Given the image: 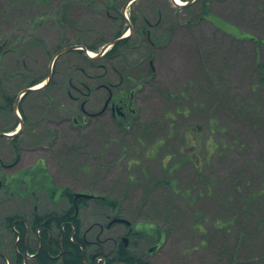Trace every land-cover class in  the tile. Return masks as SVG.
Here are the masks:
<instances>
[{
    "label": "rangeland",
    "instance_id": "374dc122",
    "mask_svg": "<svg viewBox=\"0 0 264 264\" xmlns=\"http://www.w3.org/2000/svg\"><path fill=\"white\" fill-rule=\"evenodd\" d=\"M208 1L227 27L203 17L200 0H0L1 106L25 76L48 75L60 45H96V54L132 25L130 44L101 67L69 51L56 56L52 86L21 103L23 129L0 136V222L69 206L59 196L65 187L119 201L102 208L88 200L81 229L98 232L116 212L151 232L161 227L155 264H264V44L236 32L264 40V0ZM127 74L143 78L137 85ZM108 87L125 104L132 88L135 112L125 106L118 119L104 110ZM1 106L3 131L22 112ZM51 183L61 187L55 194ZM0 235V264H13L2 256L15 234L3 226ZM102 247L109 253L112 245Z\"/></svg>",
    "mask_w": 264,
    "mask_h": 264
},
{
    "label": "trees",
    "instance_id": "16d2710c",
    "mask_svg": "<svg viewBox=\"0 0 264 264\" xmlns=\"http://www.w3.org/2000/svg\"><path fill=\"white\" fill-rule=\"evenodd\" d=\"M203 3V7H204V13H203V17H210L213 19V21L216 22H220L223 23L224 26L226 25L224 23V21H221V19L214 17L213 15L209 14L210 12L208 11L209 9V1L208 0H200ZM189 6H191L192 4H188ZM185 5V6H188ZM68 6L69 4L64 3L62 5L61 8H63L62 11V19L64 20V18H66V10H68ZM66 9V10H65ZM119 12V11H118ZM119 16L123 17V14L120 10L119 12ZM135 16L131 15V20H134ZM227 27V25H226ZM233 28V27H231ZM127 29V27H124L123 30L118 31L116 36L113 39H116L120 36H122L125 32V30ZM139 36L141 39L145 40L146 35L147 38H149V35L147 33L146 30L142 29L141 31H139ZM236 32L240 33V34H244L243 36L245 38H249L252 39L254 41H256V43L260 46L262 44H264V40H261L257 37L248 35L247 33L243 32V31H239L237 30ZM130 40L129 37L125 38L122 41H119L117 43H115L104 55L100 56V57H89L85 51L83 49H74L71 50L69 52H73L76 53L77 56H79L80 58H82L86 63L90 64L92 67H101L102 64V60L104 59H110L112 60L114 57H116L118 55V53H120V49L122 47L128 46L130 43H128ZM142 40V41H143ZM151 42L153 41V39H149ZM103 41V40H102ZM107 43V41H103L100 44H104ZM72 43L68 42L66 43V45L64 46H69ZM63 46L60 45V47H58V49L62 48ZM86 47L89 50L92 51H97V46L96 45H86ZM131 65V63H128ZM103 66V65H102ZM135 66V65H132ZM257 68H259V70L262 72V75L260 78V81L262 84H264V65L259 62L257 64ZM154 74V71L152 70V68L150 69V74ZM26 77V76H25ZM23 78V84L21 86V89L26 88V87H31V86H35L38 85L39 83L43 82L44 79L47 76H40V77H36V78H31V79H26ZM127 79H130L131 81H133V83L139 85L140 80L143 78L142 76L140 77H136L131 74H127L126 75ZM54 79L52 78L50 83L48 85H46L44 88H41L39 90L36 91H29L27 93L24 94L22 102L24 100L27 99V97H30L32 94H37L40 92H44L45 90L49 89L52 84H53ZM70 82V80H69ZM129 89V87H128ZM132 94H133V90L131 88ZM127 93V90H126ZM125 94V92H124ZM131 94L130 97V105H133V95ZM122 96V95H121ZM17 95H10L9 92L8 93H4L3 94V106L5 109L12 111L14 110V100L16 99ZM50 98V97H49ZM52 99V96L51 98ZM24 109L22 108V106H20V111L22 112V115L24 117L25 112L23 111ZM118 119H122L120 116L118 117ZM18 120V119H17ZM17 127V125H13L12 127L3 130V132H8V131H13L15 130ZM14 141V140H13ZM5 178V177H4ZM6 186V183L3 179L0 178V190ZM49 189L51 192H49L50 194H55V190L60 189L56 186H54V184H50L48 185ZM60 195H64V197H66L69 200V206L62 208L61 210H56V211H51L48 213H43L41 214L40 212H38L36 209L34 210L32 216L30 219H26L25 217L19 216L18 213L15 212L12 214H8L5 215L4 217V221L0 222V230L1 228L4 226L6 227L9 231L14 232L15 234V239H14V243H17L16 246H13V250L12 253L10 255V257H6L5 255L2 256L4 259H6L7 261H9L10 263L13 262V264H25V257H24V253L26 251L27 248V243H26V239H27V235L29 233V230L36 233L37 230H40V235L39 236V241L42 242V249L37 252L36 256H34V260L36 261V264H58L59 261L58 259L52 258L51 256H49L50 253L52 254H57L60 253L61 249L60 246L63 249V254L61 257V264H86V260H87V254L83 253L82 248H86L87 247V242L84 241L81 238V233H80V229L83 225L81 216L76 212V207H83L85 206V204L87 203L88 199L80 197L78 199L77 202L74 201V192L71 189L68 188H61L60 190ZM53 197V196H51ZM58 199L54 200V202L56 203ZM95 202L102 208H106V207H112V208H119V201L115 198H112L111 196H107V195H103V196H98L95 198ZM63 232H66L65 238L61 241V235ZM51 235H53V237H56L55 241H51L49 246V252L46 250V244L47 242L50 240ZM17 238H19V241H17ZM0 239H1V235H0ZM73 239V240H72ZM15 245V244H14ZM53 245H56L57 247L59 246V248H57L56 250H54ZM100 249V248H99ZM35 252V251H33ZM1 255H3L0 252ZM102 255L104 253L102 252H98L96 253V256L98 255ZM95 256V257H96ZM121 256L122 257H126L125 253L121 252ZM125 260V259H122ZM94 263V261H93ZM92 263V264H93Z\"/></svg>",
    "mask_w": 264,
    "mask_h": 264
},
{
    "label": "flooded vegetation",
    "instance_id": "af4514ba",
    "mask_svg": "<svg viewBox=\"0 0 264 264\" xmlns=\"http://www.w3.org/2000/svg\"><path fill=\"white\" fill-rule=\"evenodd\" d=\"M109 90H111L110 93H112V97L109 100V103L106 109L110 110L115 117L120 116V117L126 118L127 112H125V109H126L125 106L129 108L131 113L135 112V110L131 108V105L128 102L127 104H125L122 98H116L113 96V91L111 88ZM24 117H25V114H24ZM24 117L22 116V119L25 122L26 119ZM17 119L18 120L15 121L16 123L14 125L18 126L20 123V120L22 119L18 117ZM24 122H23V125L20 127L21 130L24 127ZM21 130L19 132H21ZM78 199L79 198L76 199L74 197L75 202H77ZM79 209L80 207L77 206L75 210L76 212L74 213L77 214L79 212ZM115 217H125V216L120 214L119 212H116L114 215H112V217L110 215H107V218H109V220L105 224L104 223L100 224L101 229L98 232H95V231L93 232L92 231L93 227L91 226L89 227V229L84 228V227H83L84 229H80L81 238L87 242L86 243L87 247L82 248L83 253L87 254V260L85 263L92 264L94 261L93 264H155L150 260V258L153 257L154 255H157L158 253L162 251V246L164 244L163 229H161V227L159 226H155V229H152L153 231L151 232L150 228L152 226L145 224L143 222L128 224L125 222L117 221V222H113L110 224L109 221H111ZM117 226L123 227L122 230H117L113 233V235H108L106 237L101 238V234ZM32 235H36L37 237V247L36 249L33 250L35 251L33 252V257H34L36 256L37 252H39L42 249V246H41L42 242L39 241V236H38L40 235V230H37L36 233L29 230V233L26 239V243H27L26 249H30L32 245L30 244L33 241ZM65 235H66V232H63L61 235V241L65 238ZM52 240L53 241L56 240V237H53V235H51L50 240L45 245L48 253H50L48 245H50V242ZM17 241H19V238H17ZM105 243H111L112 248L110 249V252L96 256V253L102 252L101 249L99 248H101ZM53 247H54V250L59 248V246L57 247L56 245H53ZM60 249H61L60 253H57V254L50 253L49 254V256H51L52 258L58 259L59 263L61 262V257L63 254V249L61 246H60ZM121 252L125 253L126 257H122ZM122 259H125V260H122Z\"/></svg>",
    "mask_w": 264,
    "mask_h": 264
},
{
    "label": "water",
    "instance_id": "95a60500",
    "mask_svg": "<svg viewBox=\"0 0 264 264\" xmlns=\"http://www.w3.org/2000/svg\"><path fill=\"white\" fill-rule=\"evenodd\" d=\"M131 30H132V28H131ZM125 37H126V36L121 37V38H118V39L114 40L113 42L104 45V46H103V49H102V51H101V53H98V54H96V55H102V53L105 52V51L109 48V46L115 44V43L118 42V41H121V40L124 39ZM76 48H82V49L84 48V49L86 50V52H87L86 47H80V45H73V46H69V47H65V48H63L62 50H60L59 52H57V54H56L55 56H53L52 61H51V64H50V66H49L50 69H49V73H48V80H50V79H51L50 77H52V69H53V64H54V60H55L56 56H57L58 54L62 53V52H65V51H68V50H71V49H76ZM87 53H88V52H87ZM36 89H38V88L28 87V88L23 89V91H21L19 97L15 100V101H16L15 104H16V105L18 104L19 99H20V97H21L22 94L28 92L29 90L32 91V90H36ZM108 101H109V99L107 100L105 106H107ZM105 106H104V107H105ZM4 135H8V134H5V133H4ZM13 135H14V134H13ZM77 197H87V198H90V197H93V195H91V194H87V193H76L75 198H77ZM115 221H122V222L130 223V221H128V219H126V218L115 217L114 219L111 220L110 224L113 223V222H115Z\"/></svg>",
    "mask_w": 264,
    "mask_h": 264
},
{
    "label": "bare ground",
    "instance_id": "6f19581e",
    "mask_svg": "<svg viewBox=\"0 0 264 264\" xmlns=\"http://www.w3.org/2000/svg\"><path fill=\"white\" fill-rule=\"evenodd\" d=\"M179 4H182V3H184L183 1H180V0H176ZM90 53V55H93L94 53L93 52H89ZM39 86V85H38ZM40 87V86H39Z\"/></svg>",
    "mask_w": 264,
    "mask_h": 264
}]
</instances>
